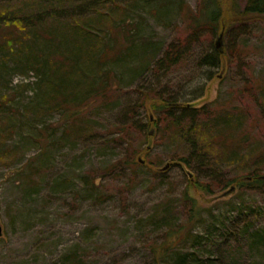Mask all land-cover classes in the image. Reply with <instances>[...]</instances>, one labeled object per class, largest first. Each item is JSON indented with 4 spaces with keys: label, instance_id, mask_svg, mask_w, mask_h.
<instances>
[{
    "label": "rangeland",
    "instance_id": "374dc122",
    "mask_svg": "<svg viewBox=\"0 0 264 264\" xmlns=\"http://www.w3.org/2000/svg\"><path fill=\"white\" fill-rule=\"evenodd\" d=\"M119 2L115 22L123 23H99L115 29L106 58L92 56L74 73L76 128L68 135L69 113L44 111L52 101L44 76L0 49V99L7 96L0 101V264H156L152 249L168 224L186 221L184 192L203 176L195 164L171 166L182 148L143 127L153 115L141 105L145 93L243 114L244 146L264 154V17L227 31L219 47L225 58L213 68L201 61L220 35L190 23L202 0ZM168 50L179 55L176 64L158 66ZM143 148L149 152L132 163ZM235 171L226 167L222 176ZM213 185L190 191L203 211L192 233L211 234L205 257L264 264V251L241 236L246 228L264 232V185ZM191 242L180 249L202 248Z\"/></svg>",
    "mask_w": 264,
    "mask_h": 264
},
{
    "label": "trees",
    "instance_id": "16d2710c",
    "mask_svg": "<svg viewBox=\"0 0 264 264\" xmlns=\"http://www.w3.org/2000/svg\"><path fill=\"white\" fill-rule=\"evenodd\" d=\"M119 3V0H0V49L6 57H19L17 64L25 66L24 69L44 76L43 84L52 89L49 95L52 101L44 111L61 109L64 114L69 113L67 117L71 121L65 128L67 135L76 128L70 106L75 105L74 86L80 84L74 73L85 62H92V56H100L101 60L106 58V49L114 44L110 37L115 29H107L99 23L107 18L114 26L123 23L115 22L117 8L121 7ZM126 9L123 8V13ZM256 17H264V0H246L243 7L237 0H202L201 9L192 14L190 23L195 31L209 27L214 34L220 35L237 25H247ZM123 51H119V55ZM224 58L215 45L202 58L201 65L219 67ZM178 59L177 53L168 50L157 65L168 68ZM104 86L103 80L101 87ZM91 87L85 92L86 96L90 95ZM4 100L7 96L0 99ZM141 105L154 115V118L147 116L143 127L156 128L164 138L182 148L179 157L170 165L191 168L195 164L203 176V181L199 177L189 181L184 192V199L189 202L186 221L177 226L175 222L168 224L164 240L152 249L156 264H162L167 258L172 264H214L209 256L205 257L203 250V241L209 240L210 232L206 237L192 233L193 226L201 221L203 211L192 197L191 187L206 192L213 184H223L225 188L236 184L264 185V176L260 174L264 154L244 146L247 130L241 126L244 121L241 113L213 112L206 107L199 109L194 104L160 98L152 91L145 93ZM145 136L149 138L150 133ZM148 152V148L136 152L132 163L139 164L137 156ZM226 167L236 168L235 176L223 177ZM248 229L243 230L241 236L249 235L251 245L264 251V232L254 230L248 234ZM189 240L192 247L199 245L202 248L184 252L180 245Z\"/></svg>",
    "mask_w": 264,
    "mask_h": 264
},
{
    "label": "water",
    "instance_id": "95a60500",
    "mask_svg": "<svg viewBox=\"0 0 264 264\" xmlns=\"http://www.w3.org/2000/svg\"><path fill=\"white\" fill-rule=\"evenodd\" d=\"M223 37H224V32H221V34H220V36H219V38H218V40H217V43H216V47L219 49V47H220V41H222V39H223ZM168 167V165L166 166V167H164L163 169H166ZM0 233H1V230H0Z\"/></svg>",
    "mask_w": 264,
    "mask_h": 264
}]
</instances>
